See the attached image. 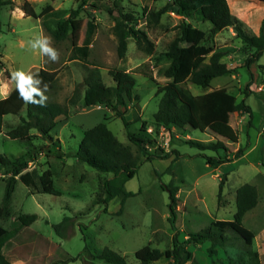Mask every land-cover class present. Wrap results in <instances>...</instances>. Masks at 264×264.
<instances>
[{
	"label": "rangeland",
	"instance_id": "374dc122",
	"mask_svg": "<svg viewBox=\"0 0 264 264\" xmlns=\"http://www.w3.org/2000/svg\"><path fill=\"white\" fill-rule=\"evenodd\" d=\"M11 1L12 8L4 7L0 16V61L3 63L0 68V99L7 97L15 87L11 73L19 70L27 75L44 69L56 75L55 86L46 95L48 100L65 105L68 116L58 119L50 132L51 141L35 136L30 144L9 139L7 130L19 120L18 116L4 118L0 131V155L14 159L32 148L34 160L20 164L16 168L17 173L35 168L40 174L49 169L53 186L60 193L31 194L19 180L16 181L10 201L11 216L0 221V226L13 229L18 225L17 217L21 214H35L37 219L4 245L2 252L7 260L12 264H51L53 261L56 264H83L80 259L67 263L59 261L76 257L87 244L92 253L108 248L124 257L126 264H140L134 256L138 249L148 246L163 251L171 246L174 232L168 222L169 200L168 192L162 189L164 186L172 185L178 189L175 226L182 240L186 239L187 234L198 232L213 221L232 220L236 190L249 184L257 191V204L245 214L242 224L254 233L252 250L256 251L259 264H264V53L251 64L248 71L241 67L249 51L230 28L211 34L210 23L201 21L197 14L182 17L170 10L154 23L149 13L158 11L169 0H122L124 11L134 15L136 28L146 33L153 44V51L148 54L137 48L130 38L125 56L118 58L112 32L117 13L107 11L112 5L111 0H105L97 8L91 4L82 6L78 17L72 22L67 39L60 42L52 39L51 46L59 52V60L51 62L30 48V40L40 35L51 36L43 29L40 18L25 14L23 5L28 3L37 15L49 5L53 11H61L66 17L70 10L77 8L78 0ZM229 4L232 15L241 21L242 29L248 35H258L264 18V0H229ZM233 6L237 8L236 13ZM21 12L25 15L21 16ZM90 19L96 24V31L87 61L72 59V49L81 43L86 22ZM180 21H186L191 26L186 45L203 44L214 52H221L222 62L236 67L234 75L215 78L206 89L186 83L194 96L223 88L235 97L236 102L244 100L250 107L251 116L222 114L221 121L229 129L223 137L212 131L201 132L189 128L154 130L153 114L157 111L160 93L166 84L159 71L163 63L157 62L156 58L179 35L177 26ZM111 69L131 73L136 81L132 98L126 100L127 108L119 109L129 122L128 127H124L111 108L98 105L84 107L82 104L84 79L89 72L97 71L103 84L110 86L113 85L108 74ZM249 72L252 75L253 93L245 97L244 88L249 80ZM76 92V101L70 104L69 100ZM135 96H138V101ZM143 121L144 127L141 126ZM98 123L106 124L120 143L134 155H139L142 163L133 178L128 179L124 174L116 177L103 174L67 156L77 150L83 132ZM139 129H143V135L151 140L147 146L148 153L161 155L164 151L169 156L144 161L127 136L128 132L137 134ZM29 133L37 135L34 130ZM187 140L222 141L230 153L243 148V154L214 169L206 165L202 152L185 143ZM174 151L178 154L177 158ZM203 154L214 155L208 151ZM223 175H226V181L218 197L219 181ZM104 181L123 186L132 193L125 200L121 212L118 198L110 200L107 205L96 203L98 198L103 197ZM4 186L0 171V204ZM64 217L72 218L73 225L66 238H60L54 232L53 225L60 223ZM239 245L240 241L231 238L225 252L220 250L213 256L206 253L208 243L189 245L187 249L192 253V261L187 264H228L227 257L234 258ZM149 264H171V261L162 258Z\"/></svg>",
	"mask_w": 264,
	"mask_h": 264
},
{
	"label": "trees",
	"instance_id": "16d2710c",
	"mask_svg": "<svg viewBox=\"0 0 264 264\" xmlns=\"http://www.w3.org/2000/svg\"><path fill=\"white\" fill-rule=\"evenodd\" d=\"M104 1L78 0L77 8L70 10L66 17L61 11H53L49 5L45 6L37 15L29 4L25 3L23 11L32 18H40L43 29L54 41L60 42L68 38L72 22L78 17L82 6L91 4L93 8H97L98 4ZM121 2L122 0H111L112 6L107 9V11L117 13L112 32L116 39L118 58L125 56L127 40L130 38L137 48L151 54L153 51L152 42L143 30L136 28L134 15L131 12L124 11ZM12 4L11 0H0V16L1 10L4 7L12 8ZM169 10L182 17H187L192 13L197 14L201 21L210 23L209 32L211 34L231 28L235 37L249 51V55L241 68L249 71L251 64L257 62L264 53V18L260 24L259 34L248 35L242 29L241 21L230 13L227 0H169L158 11L150 12L149 16L154 23H157L160 17ZM52 18L55 20L52 21ZM177 28L179 29V35L173 38L166 49L160 52L156 58L157 62L163 63L159 71L162 77L166 79V84L160 93L161 97L157 111L153 114L152 124L154 130L163 128L170 131L172 128L178 130L189 128L201 132L212 131L223 137L229 129L221 121L222 114L241 113L251 116L250 107L245 104L244 100L236 102L235 97L223 88L194 96L187 89L186 83L190 82L192 85L206 89L213 79L234 75L236 67L222 62L223 54L221 52H214L203 44L186 45L188 32L191 30L188 22L180 21ZM1 31L2 23L0 19V33ZM95 31L96 24L92 19L88 20L81 43L72 49V59L82 62L87 61ZM2 66L3 63L0 61V68ZM32 74L48 85V91L45 93V95H48L55 86V73L40 69ZM108 74L113 81V85L110 86L103 84L97 71L89 72L84 79L85 88L81 97L82 104L84 107L98 105L111 108L122 121L124 127H128L129 122L119 109L127 108L126 100L132 98L136 86L135 78L131 73L117 69L109 70ZM251 84L252 75L249 72V80L244 88L245 97L253 93ZM33 86L42 88L43 84H34ZM77 96L78 92L70 98V104L75 103ZM134 98L137 101L139 99L138 96ZM6 116H18L19 120L16 125L7 130L6 136L12 140L30 144L35 136L51 141V130L57 125L59 118H67L68 109L65 105L51 100H47L44 107L25 104L18 97L14 87L7 97L0 99V131ZM144 125L145 122L143 121L141 126L144 127ZM31 130H34L37 135L30 134ZM143 133L144 130L139 129L137 134L128 132L127 136L142 155L144 161H151L154 158L166 159L169 156L167 152L162 151L161 155L147 152V146L151 144V140ZM185 143L202 152L206 165L214 169L221 164L239 158L243 154V148L230 153L228 147L222 141L200 142L187 140ZM206 151L212 152L214 155L203 154ZM174 155L175 158L178 157L175 151ZM34 156L32 148L14 159L0 155V171L5 184L0 204V221L11 216L10 201L17 180L27 187L31 194H60L53 186L52 173L49 169L40 174L35 168L17 173L16 168L22 163L32 162ZM67 156L85 163L103 174H111L113 177L124 174L128 179L135 176L138 166L142 163L139 155H134L127 146L120 143L104 123H98L85 130L77 150ZM225 181L226 175H223L219 181L218 197ZM162 189L168 192V222L174 232L171 246L163 251L148 246L138 249L135 251L134 256L140 264H149L162 258L170 260L171 264H187L192 261V253L187 249V246L208 243L206 253L208 256H213L218 254L220 250L225 252V246L231 238L240 241V245L234 258L227 257L228 264H259L257 253L252 250L254 233L242 224L245 214L257 204L258 195L254 186L245 184L236 190L235 213L232 220L213 221L208 227L198 232L189 233L186 235V239L183 238L182 240L179 238V231L175 226L178 189L172 185L164 186ZM102 194L103 197L98 198L96 203L107 205L110 200L118 198L121 205L119 212L122 211L125 200L132 196V193L127 192L123 186H115L108 181H104L102 184ZM36 219L35 214H21L17 217L18 225L13 229H5L0 226V264H12L2 252L4 245L14 238L22 228L29 226ZM72 225L73 219L64 217L60 223L53 225V230L58 237L66 238ZM77 259H80L83 264H97L98 262L103 264H126L124 257L120 254L108 248H103L98 253H92L87 244L76 257H67L59 262L67 263ZM51 264H56V262L53 261Z\"/></svg>",
	"mask_w": 264,
	"mask_h": 264
},
{
	"label": "clouds",
	"instance_id": "9594fccd",
	"mask_svg": "<svg viewBox=\"0 0 264 264\" xmlns=\"http://www.w3.org/2000/svg\"><path fill=\"white\" fill-rule=\"evenodd\" d=\"M23 15L25 14L21 12V16ZM28 43L32 50L38 51L42 56H46L51 62H58L59 52L51 46V37L40 35L34 40H30ZM11 80L15 82V89L18 93V97L25 104L41 107L46 106L48 97L45 93L48 91V85L44 84L42 79L37 78L31 73L26 75L25 72L17 70L11 73ZM34 84H43V87H34Z\"/></svg>",
	"mask_w": 264,
	"mask_h": 264
},
{
	"label": "crops",
	"instance_id": "0c3cea01",
	"mask_svg": "<svg viewBox=\"0 0 264 264\" xmlns=\"http://www.w3.org/2000/svg\"><path fill=\"white\" fill-rule=\"evenodd\" d=\"M227 3H228L229 10H230V13H231V9H232V7H231L230 4H229V0H227ZM234 6H235V5H234ZM234 6H233V7H234ZM234 11H235V13H236L237 8L234 7ZM231 14H232V13H231ZM230 30H232V29L230 28Z\"/></svg>",
	"mask_w": 264,
	"mask_h": 264
}]
</instances>
